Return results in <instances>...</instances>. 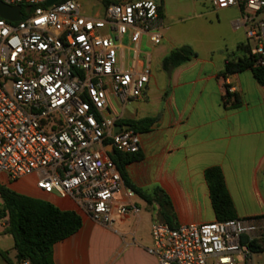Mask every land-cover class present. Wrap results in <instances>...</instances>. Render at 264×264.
Listing matches in <instances>:
<instances>
[{"label":"built area","instance_id":"1","mask_svg":"<svg viewBox=\"0 0 264 264\" xmlns=\"http://www.w3.org/2000/svg\"><path fill=\"white\" fill-rule=\"evenodd\" d=\"M46 1L0 0L22 13L17 22L0 18V174L33 177L38 190L71 199L110 228L117 218L138 216L139 208L106 148L138 154L140 137L131 129L114 132L118 118L109 97L121 105L143 97L151 69L140 44L162 42L161 6L119 0L88 15L76 0L49 7ZM211 6L239 9L234 27L254 42L245 44L253 67L264 68V0H211ZM150 235L147 253L157 264H254L247 245L264 238V217L154 221Z\"/></svg>","mask_w":264,"mask_h":264},{"label":"crops","instance_id":"2","mask_svg":"<svg viewBox=\"0 0 264 264\" xmlns=\"http://www.w3.org/2000/svg\"><path fill=\"white\" fill-rule=\"evenodd\" d=\"M160 3L162 42L153 46L144 40L140 44L141 49L151 45L150 52H145L150 69L153 63L161 66L170 51L184 46L180 32L171 31L177 23L175 11L165 0ZM208 4L216 17L229 9L216 10L211 0ZM237 20L230 18L228 24L240 38L235 50L245 36L242 29L234 27ZM129 47L121 52H129ZM225 51H218L217 61L214 50L204 56L194 51V59L170 72H151L142 98L126 105L116 101L119 110L112 115L118 118L116 125L154 119L147 131L138 133L141 159L126 164L124 169L135 189L146 195L154 189L162 191L170 203L173 225L216 221L205 176L213 168L222 174L238 219L264 217V86L258 84L251 70L224 78L225 61L234 59L227 45ZM230 87L234 92L229 93L236 94L239 101L236 107L224 103ZM109 149L106 152L110 158L113 151ZM0 185L80 218V228L54 244V264H157L156 258L147 253L152 244V222L164 223L157 203L148 204L135 194L132 203L139 208L138 216L117 218L106 228L93 222L71 199L38 190L33 177L12 181L0 174ZM118 200L125 202L122 194ZM4 223L0 221V264H17L13 239L2 233Z\"/></svg>","mask_w":264,"mask_h":264},{"label":"trees","instance_id":"3","mask_svg":"<svg viewBox=\"0 0 264 264\" xmlns=\"http://www.w3.org/2000/svg\"><path fill=\"white\" fill-rule=\"evenodd\" d=\"M119 0H102L104 6L117 3ZM237 51L242 55L232 60L225 61L222 76L226 78L235 73L251 70L259 85L264 86V68H255L248 55L245 44L238 46ZM196 57V53L189 46H181L173 49L161 61V69L170 72L181 65L190 62ZM224 103L232 107L239 104L236 94L226 92ZM153 118H146L134 122H126L136 133H143L152 126ZM111 161L118 169L126 187L143 199L146 203L155 202L159 205L164 223L172 225L170 203L160 189H154L150 195H146L135 189L127 179L124 166L132 161L141 159L138 154H121L112 152ZM209 186L212 207L216 221L238 219L236 217L231 199L224 186L222 174L219 169H209L205 173ZM0 221L5 220L3 234L10 235L13 239V250L17 264L28 262L29 264H54L53 246L57 242L74 234L81 226L80 218L70 211H61L51 204L38 199L17 194L0 185ZM244 242V241H243ZM248 248L253 254L264 253V238L248 243ZM2 256H4L2 254Z\"/></svg>","mask_w":264,"mask_h":264},{"label":"rangeland","instance_id":"4","mask_svg":"<svg viewBox=\"0 0 264 264\" xmlns=\"http://www.w3.org/2000/svg\"><path fill=\"white\" fill-rule=\"evenodd\" d=\"M84 9L86 14L91 15L96 10L101 9L104 4L102 0H76ZM161 5L162 0H153ZM170 10L175 11L177 23L171 27V31L180 32L179 40L181 44L191 47L200 56H204L209 50H214V58L218 59V51L224 50L227 45L233 51V56L230 58L239 57L242 55L240 51L234 48V45L238 44L240 38L238 34H234L231 31V26H228L229 19L240 18L241 13L237 7L229 8L223 11L219 17L210 13L208 0H165ZM243 44L248 43L252 48L254 42L247 40L245 36L241 38ZM123 46L128 47L129 42L123 40ZM233 46V47H232ZM151 45L143 46L142 52H150ZM229 54L230 51H228ZM131 53L126 52L125 57L128 58ZM161 70L159 63H153L151 66V72L153 74L158 73ZM109 106L111 115L118 113V103L109 97ZM254 264H264V253L253 255ZM211 264V263H209Z\"/></svg>","mask_w":264,"mask_h":264},{"label":"water","instance_id":"5","mask_svg":"<svg viewBox=\"0 0 264 264\" xmlns=\"http://www.w3.org/2000/svg\"><path fill=\"white\" fill-rule=\"evenodd\" d=\"M60 1L62 0H47L45 6L49 7ZM25 12L28 13L29 9H26ZM21 15L22 13L19 7H9L0 2V18L10 22H17L20 20ZM128 129H130L129 125H125V126L115 125L114 132L116 133L120 130H128ZM112 151H113L112 148L108 150V152H112Z\"/></svg>","mask_w":264,"mask_h":264}]
</instances>
